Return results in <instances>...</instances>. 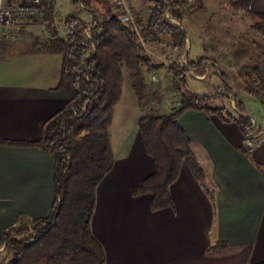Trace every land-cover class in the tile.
Masks as SVG:
<instances>
[{
    "label": "crops",
    "instance_id": "0c3cea01",
    "mask_svg": "<svg viewBox=\"0 0 264 264\" xmlns=\"http://www.w3.org/2000/svg\"><path fill=\"white\" fill-rule=\"evenodd\" d=\"M251 6L264 13V0ZM29 41L0 43V232L20 219L31 223L50 216L56 198L53 157L38 146L9 143L38 142L47 120L72 98L71 90H57L63 55L27 48ZM247 115L255 129L249 140L261 141L254 148L246 144L250 154L241 149L237 123L204 110L180 116L206 177L198 180L184 164L171 187L174 206L159 210L150 195L132 193L156 170L139 124L115 132L112 125L115 165L97 189L92 219L105 264L264 262V133H255L264 128Z\"/></svg>",
    "mask_w": 264,
    "mask_h": 264
},
{
    "label": "trees",
    "instance_id": "16d2710c",
    "mask_svg": "<svg viewBox=\"0 0 264 264\" xmlns=\"http://www.w3.org/2000/svg\"><path fill=\"white\" fill-rule=\"evenodd\" d=\"M154 7L147 26L154 41L170 35L174 47L183 51L187 46V32L170 22L166 12L171 7L172 17L184 22L188 0H145ZM203 7L202 0H197ZM231 9L243 10L252 20L251 29L264 35V13L252 9L253 0H227ZM92 18L79 16L66 20V36L61 37L56 27V0H46V14L53 35L44 47L63 55V68L57 90H71L67 106L44 124L40 140L35 143H12L38 146L54 159L56 198L49 217L22 221L0 232V264H105L106 251L92 230V219L97 204V189L115 165L110 129L116 106L123 97L124 67L130 72L138 96L143 97L145 75L161 66L145 55L143 45L134 30L124 24L111 0H74ZM91 28V36L86 32ZM253 59L261 77L257 86L245 91L258 99L264 107V49ZM261 64H257V62ZM210 60L201 56L189 60L186 68L173 65L174 85L180 105L169 114H146L139 120V130L147 153L156 164L155 172L133 188L132 193L150 195L154 210L174 206L171 187L178 180L182 166L187 164L198 180L206 175L194 151L192 140L179 122L188 110H204L217 114L225 122H235L242 130V151L250 154L246 144L248 130L254 127L240 98L236 104L240 114L228 107H211V96L200 95L189 89L186 72L204 73ZM218 67L217 64H214ZM144 69H146L144 71ZM226 90H231L229 76L219 72ZM256 134L264 133L259 129ZM29 225L32 234L26 235ZM16 235L22 239L15 238ZM264 264V262L258 263Z\"/></svg>",
    "mask_w": 264,
    "mask_h": 264
},
{
    "label": "rangeland",
    "instance_id": "374dc122",
    "mask_svg": "<svg viewBox=\"0 0 264 264\" xmlns=\"http://www.w3.org/2000/svg\"><path fill=\"white\" fill-rule=\"evenodd\" d=\"M111 2L119 14L116 0ZM202 2L203 7L200 9H197L200 6L197 0L185 4L184 22L174 23L188 34L186 48L179 51L174 47L170 35L163 36L160 42H156L149 33L147 26L154 7L145 0H131V7L136 10L139 17V39L144 48L143 53L161 68L146 73L144 95L140 97L132 84L131 72L124 67L123 97L114 112V132L121 125L139 124L140 118L146 114H169L179 107L180 97L174 85L175 73L172 67L176 65L186 68L189 60L197 61L201 56H206L210 62L206 64L203 74L187 70L189 89L201 95L211 96L209 106H226L235 115L240 114L235 101L236 97L240 98L246 112L255 118L259 127L264 128V107L258 99L245 91L247 86H257L260 82L261 77L252 60L264 49V35L252 30L251 18L243 10L231 9L227 0ZM69 16H79L92 22L89 13L82 6H77L74 0H56L54 18L56 27L63 37L66 36V20ZM91 34L90 30L87 36L90 37ZM52 35L53 29L45 14L37 20L28 22L26 26H21L19 40L16 42L29 39V44H25L27 48H39L44 47ZM257 64L261 62L258 61ZM220 70L229 76L231 84L229 92L223 84ZM155 76L157 79H154ZM29 226L25 236L32 234V226ZM15 238L22 239V236L16 235ZM4 250L5 248L0 249L1 256L5 255Z\"/></svg>",
    "mask_w": 264,
    "mask_h": 264
},
{
    "label": "built area",
    "instance_id": "2783aa9c",
    "mask_svg": "<svg viewBox=\"0 0 264 264\" xmlns=\"http://www.w3.org/2000/svg\"><path fill=\"white\" fill-rule=\"evenodd\" d=\"M46 0H0V43L15 42L19 40V31L21 26L27 21H34L46 14ZM193 0H188L192 2ZM117 7L120 11V20L130 26L134 32L140 37L139 17L131 7V0H116ZM167 19L175 23L176 19L172 17L171 7L166 12ZM93 26L86 32L91 30ZM187 67V66H186ZM154 79H157L155 76ZM254 127L248 130L252 133ZM261 141L248 140L247 144L250 148H254Z\"/></svg>",
    "mask_w": 264,
    "mask_h": 264
}]
</instances>
